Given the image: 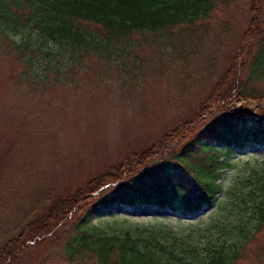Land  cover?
<instances>
[{"label":"trees","instance_id":"trees-1","mask_svg":"<svg viewBox=\"0 0 264 264\" xmlns=\"http://www.w3.org/2000/svg\"><path fill=\"white\" fill-rule=\"evenodd\" d=\"M231 1L0 0V43L4 44L3 54L18 59L22 67L18 85L24 83L28 90L29 85L37 88L54 80L66 82L68 71L88 66L95 59L102 65L117 61L122 67L127 61L136 62L138 48L154 40L174 48L184 39L192 41L200 23L197 20L207 17L217 2L226 6ZM260 4L261 0H252L243 47L230 64L235 69L230 75L233 86L224 98L225 90L217 92L218 98L212 91L208 96L212 94L208 99L212 106L237 97L257 102L258 110L237 107L215 114L199 134L180 147L174 160L160 166L161 170L150 169L130 181L129 177L116 189L91 197L92 206L147 205L180 216H197L208 206L212 208L208 217L177 225L165 217L157 228L123 217L126 226L111 232L92 223L75 224L60 246L68 264L243 262L264 232V154L257 156L264 152V87L255 84L264 82V34H257L255 20V14H261ZM102 69L98 67V73ZM238 74L246 77L240 81ZM121 77L123 83L135 78ZM249 146L257 151L241 159L246 154L241 151ZM237 151L243 155L232 160ZM73 200L56 212L46 208L34 220L19 222L13 228L17 233L0 246V264H16L30 240L55 232L51 230L56 224L64 222V217L67 221L65 211L74 205L78 210L80 199ZM222 202L232 207L215 210ZM89 210L90 206L82 214ZM262 258L264 246L257 256L258 261Z\"/></svg>","mask_w":264,"mask_h":264},{"label":"rangeland","instance_id":"rangeland-1","mask_svg":"<svg viewBox=\"0 0 264 264\" xmlns=\"http://www.w3.org/2000/svg\"><path fill=\"white\" fill-rule=\"evenodd\" d=\"M251 2L232 0L226 6L217 2L207 17L197 20L196 40L184 39L176 48L154 40L138 48L136 62L122 67L117 61L102 65L95 59L68 71L66 82L29 85L28 90L24 83L18 85L22 73L18 59L3 54L0 43V246L17 233L13 228L19 222L80 199L78 210L74 205L65 211L67 221L64 217L56 224L51 230L55 232L29 241L16 264H68L60 246L75 224L92 223L111 232L126 226L123 217L152 228L165 217L176 225L208 217L212 209L208 206L197 216H180L147 205L92 206L91 197L116 189L129 177L130 181L150 169L161 170L215 114L237 107L258 110L255 101L234 97L212 106V94L208 97L212 91L218 98L217 92L225 90L224 98L233 86L230 75L235 69L230 64L243 47ZM260 5L261 14H255L258 35L264 34V0ZM98 67L103 68L100 73ZM121 74L135 78L123 83ZM240 74L241 81L245 74ZM255 84L264 87L263 81ZM256 151L249 146L241 151L246 154L237 151L231 159L243 155L246 160ZM231 207L222 202L215 210ZM262 246L264 232L241 264H264V258L257 259Z\"/></svg>","mask_w":264,"mask_h":264}]
</instances>
